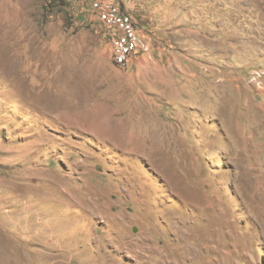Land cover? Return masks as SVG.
<instances>
[{"label": "rangeland", "instance_id": "374dc122", "mask_svg": "<svg viewBox=\"0 0 264 264\" xmlns=\"http://www.w3.org/2000/svg\"><path fill=\"white\" fill-rule=\"evenodd\" d=\"M0 0V264H264V0Z\"/></svg>", "mask_w": 264, "mask_h": 264}, {"label": "built area", "instance_id": "2783aa9c", "mask_svg": "<svg viewBox=\"0 0 264 264\" xmlns=\"http://www.w3.org/2000/svg\"><path fill=\"white\" fill-rule=\"evenodd\" d=\"M88 1L96 16L108 32L111 58L115 65L125 67L146 47L131 15L125 10L121 0H76Z\"/></svg>", "mask_w": 264, "mask_h": 264}, {"label": "trees", "instance_id": "16d2710c", "mask_svg": "<svg viewBox=\"0 0 264 264\" xmlns=\"http://www.w3.org/2000/svg\"><path fill=\"white\" fill-rule=\"evenodd\" d=\"M56 3L60 4L61 0H55Z\"/></svg>", "mask_w": 264, "mask_h": 264}]
</instances>
